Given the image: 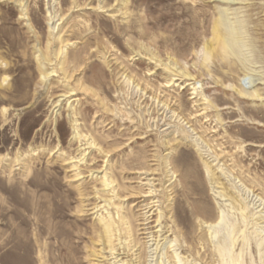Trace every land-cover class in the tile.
Masks as SVG:
<instances>
[{"label": "rangeland", "instance_id": "374dc122", "mask_svg": "<svg viewBox=\"0 0 264 264\" xmlns=\"http://www.w3.org/2000/svg\"><path fill=\"white\" fill-rule=\"evenodd\" d=\"M0 62V264H218L222 208L232 259L264 264V0H0Z\"/></svg>", "mask_w": 264, "mask_h": 264}, {"label": "bare ground", "instance_id": "6f19581e", "mask_svg": "<svg viewBox=\"0 0 264 264\" xmlns=\"http://www.w3.org/2000/svg\"><path fill=\"white\" fill-rule=\"evenodd\" d=\"M21 15L23 16V17H25L26 15H27V13H26V10H24L23 8H22V10H21ZM174 16H176L177 14H173ZM50 18H51V16H50ZM54 18H52V20H53ZM56 27V26H55ZM55 27H54V29H55ZM216 29H217V27H215ZM220 34L219 33H217L216 34V37L209 43V44H207V45H205V50H212L213 49V42L214 41H218V43L219 44H217V46L219 47V48H223V47H225L224 46V43L222 42V40H221V37L219 36ZM60 40V43H64V40H62V39H60V37H58V38H56V37H54V39L52 40V42L53 43H55L56 41L58 42ZM69 43V42H68ZM90 44V41L89 42H87V43H85V48L87 49L88 48V45ZM51 48L52 47H47V49H46V51H43V50H41L40 49V51H39V53H40V55H39V60L40 61H46V63L48 62V64H50V63H52V59H51V55H53V56H55V60L56 61H58V63H57V66H60V70L63 72V74L65 75L64 76V78L65 77H67V72H66V70H65V63H66V61H65V59H63V57L61 56L62 54H63V52H62V49H61V51L60 52H57V50H51ZM86 49H85V51H86ZM65 50V49H64ZM5 52V51H4ZM21 58L19 57V60H20ZM63 59V61H61ZM74 60H73V62L72 63H75V62H79L80 60H81V57H80V55L79 54H76V56H74V58H73ZM152 59H154V58H152ZM18 60V61H19ZM37 60V59H36ZM160 61V60H159ZM71 63V62H70ZM78 64V63H77ZM156 65V64H155ZM0 66H1V69H2V71L6 74V73H9V72H11V71H20L21 69H22V67L19 65V62L17 63V65H14V67H11V66H9V63H1L0 62ZM40 66V72L42 73V75H44V79H47L48 77H50L51 76V74H53V73H55L56 71H53L52 73H48V72H46L45 71V69L41 66V65H39ZM25 67V66H24ZM58 69V68H57ZM166 69H168V70H170L171 68L170 67H167ZM175 69H176V67H175ZM173 70V69H172ZM171 70V71H172ZM174 72H176L177 73V75L176 76H178V77H180V78H190V74H188V73H186V72H179L178 70H173ZM58 72V71H57ZM5 76V75H4ZM53 76V75H52ZM175 76V75H174ZM102 78H104V75H101L100 77H96V79L95 80H93V82L95 83V85H99V86H104V82L102 81ZM191 80H193L192 78H190V79H188V81H191ZM171 82H173V80L172 79H170V81L168 82V83H171ZM131 83V82H130ZM251 85V84H250ZM78 88V87H77ZM22 89V85L21 86H19L18 87V90L20 91ZM9 90H11V82H10V80H9V77L8 76H5V77H3V78H0V91H3V92H6V91H9ZM78 90H86V92H87V88L86 87H82L81 86V88L79 87V89ZM74 91H76V90H74ZM73 96H75V93L74 92H66V93H64L63 95H61L59 98H64V100H60L59 102H63V101H65V100H69L70 98H72ZM28 99H24L23 101H21V100H19V102H18V104H16L17 106H21V105H24V104H26V103H28ZM58 102V103H59ZM1 103L2 104H11V99L9 98V97H5V98H3L2 100H1ZM166 106H167V104H165ZM59 106H61V105H59V104H57L56 105V108L57 107H59ZM207 110V109H206ZM3 114H4V116H7V114H8V111L5 109L4 110V112H3ZM174 117V116H173ZM4 124L6 125V124H8L6 121H4ZM7 126V125H6ZM78 138H80V137H78ZM94 138V137H93ZM81 139V138H80ZM79 139V140H80ZM96 139V138H95ZM97 140V139H96ZM96 140H94L93 142H92V144H93V146H94V144H95V141ZM167 144H169V143H167ZM204 148V147H203ZM206 148V147H205ZM84 152V151H83ZM81 157V156H80ZM83 157V156H82ZM166 159V158H165ZM165 162V161H164ZM205 165V164H204ZM205 168V167H204ZM211 168V167H210ZM206 173H207V175H206V178L207 179H209L210 181L212 180H215V179H213L212 178V176L210 177V169H209V167H206ZM212 174V173H211ZM169 175V174H168ZM218 176V175H217ZM228 178V177H227ZM104 180V179H103ZM217 180V179H216ZM106 181V180H105ZM111 181V180H110ZM109 181V182H110ZM169 181V180H168ZM218 181V180H217ZM112 182V181H111ZM104 183V186L103 187H108L109 185H108V182H103ZM113 183V182H112ZM217 184H218V182H216ZM110 185H111V183H109ZM214 185V184H213ZM214 188H220V187H214ZM114 189V188H113ZM156 192V191H155ZM154 192V193H155ZM98 193V192H97ZM151 193V192H150ZM107 194V193H106ZM114 194V193H113ZM228 194V193H227ZM229 195V194H228ZM105 196V195H104ZM103 197V196H102ZM222 197H227V196H225V195H222ZM258 197V196H257ZM104 199V198H103ZM156 203V202H155ZM261 206V205H260ZM230 207V206H229ZM259 207V206H258ZM230 212V211H229ZM159 218V217H158ZM161 218V217H160ZM159 218V219H160ZM226 218H227V215H226V212H225V210L222 208V209H220V213H219V217L217 218V220L215 221V222H211V223H208V222H204L203 224L205 225V228L208 230V232H209V241L212 243V244H214V249H215V251H214V256L216 255V256H218L219 257V260H218V264H240L239 263V260H233L232 259V256L230 255V253H231V247H234V245H233V242L232 241H229V239H228V236L227 237H225V240L223 241V242H221L220 241V238L218 237V233L220 232V230L222 229V228H224L225 227V224H226ZM162 219V218H161ZM211 219V218H210ZM210 221H212V220H210ZM31 224V223H30ZM159 229L157 230V236H156V238H155V243H154V246H156L155 247V250H156V252L160 249V243L162 242V240H164V239H166V238H163L164 236H165V234H166V232H164V228L161 226V224H159L158 226H157ZM53 229V228H52ZM113 225L110 223V221L109 222H107L106 221V224H104V227H101V229H100V238H102V240L101 239H99V242H100V240H101V242L103 241L104 242V244L106 243V245H107V243H108V245L109 244H111L112 243V237H113ZM168 234V233H167ZM223 234V233H222ZM220 235V234H219ZM70 237V236H69ZM161 238H163V239H161ZM227 242L229 243L230 242V245H227ZM263 242H264V240H263ZM103 244V243H102ZM105 245V246H106ZM68 246V245H67ZM113 246V245H112ZM109 247V246H108ZM113 248V247H112ZM113 250V249H112ZM154 250V251H155ZM152 251H153V249H152ZM151 251V252H152ZM153 251V252H154ZM98 253V252H97ZM155 254V253H154ZM159 254V253H158ZM174 254L176 255V257H177V261H179V262H177V263H179V264H186V262L188 261V260H186V262H184V258L181 256V255H179L178 254V252H177V250H175V252H174ZM96 255V254H95ZM156 255V254H155ZM92 256H93V253H92ZM97 256V255H96ZM154 256V255H153ZM212 256V255H211ZM162 257V256H161ZM155 260V259H154ZM163 260V259H162ZM161 260V261H162ZM188 263V262H187ZM73 264H75V263H73ZM215 264V263H214Z\"/></svg>", "mask_w": 264, "mask_h": 264}]
</instances>
